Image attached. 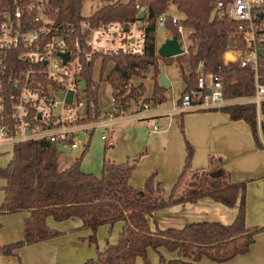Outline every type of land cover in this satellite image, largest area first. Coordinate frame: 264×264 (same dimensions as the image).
I'll return each mask as SVG.
<instances>
[{
	"label": "trees",
	"instance_id": "obj_1",
	"mask_svg": "<svg viewBox=\"0 0 264 264\" xmlns=\"http://www.w3.org/2000/svg\"><path fill=\"white\" fill-rule=\"evenodd\" d=\"M102 4L92 15L83 16V0H49L47 13L50 18L65 25H77L84 19L95 24L115 21L129 26L138 20L137 4L147 10L145 45L141 53L124 52L97 55L101 59V77L94 79V69L89 66L85 73L86 91L89 101L96 103V109L88 113L87 119H98L102 110L98 103V92L108 65L112 68L106 76L113 89V96L128 110L131 101L139 102L146 91L145 83L135 85L134 77H146L153 70L155 87L150 99L154 105L166 101L165 90L159 81L161 62L171 64L177 61L185 82V92L198 90L201 74H218L224 85V98L235 100L251 96L255 92L254 79L249 68L240 61L226 62L231 50L230 39L239 43L236 23L219 13L217 0H101ZM176 8L178 24L172 22L171 7ZM166 14L164 27L171 37L177 35L187 42L185 52L176 57L159 54V19ZM183 25L185 35L178 33ZM264 73V59L260 60ZM186 67L189 69L186 72ZM158 78V79H157ZM182 98V97H181ZM200 99L195 98L197 102ZM181 101V99H180ZM221 111L233 120H244L251 128L259 148H264V101L259 109L255 102L230 103L220 107L203 109ZM263 140V142L261 141ZM87 148L66 168L58 167V145L41 140L19 141L14 145L11 161L0 167V175L6 180L5 198L0 206V217L7 213L27 211L23 240L0 244L1 256H12L27 244L47 240L59 235V231L48 226L47 218L57 221L80 218L81 228H90L91 243L104 224L123 222L117 243L107 242L95 258L85 264H152L148 257L150 249L160 255V264H200L204 258L224 263L240 254L247 253L264 226L249 227L246 224V181H235L225 167L223 159L210 153L204 168H195V148L186 140V157L183 168L169 196L163 183L157 181V172L152 173L143 187H134L131 177L140 157L126 162L105 158L102 175L84 171L82 161ZM106 148H109L108 146ZM209 197L227 207L239 205L238 213L231 224L217 221H201L186 224L181 228H160L154 219L156 211L185 203H196ZM151 220H154L152 225ZM1 226V223H0ZM166 249L174 254L167 258Z\"/></svg>",
	"mask_w": 264,
	"mask_h": 264
},
{
	"label": "built area",
	"instance_id": "obj_2",
	"mask_svg": "<svg viewBox=\"0 0 264 264\" xmlns=\"http://www.w3.org/2000/svg\"><path fill=\"white\" fill-rule=\"evenodd\" d=\"M48 3L49 0H0V147L45 139L79 150L88 146L90 134L98 128L106 140L110 119L127 111L113 96L108 118L88 120V113L95 111L96 103L89 101L85 73L89 66L95 69L97 55L141 53L145 45V18H138L129 26L115 21L95 24L90 19L65 25L48 16ZM216 3L218 12L236 23L239 43L235 42L228 53L251 71L255 92L247 96L248 102H255L259 109L264 101L260 62L264 59L260 53L264 51V0ZM136 7L146 17L147 10L139 4ZM179 20L178 15L172 16L174 24ZM165 21L166 14L160 17V25ZM178 33L183 39V25L178 26ZM178 39L185 50V43ZM197 85V91L183 94L180 101L183 111L228 104L218 74L199 75ZM70 91H73L71 103L66 100ZM81 93L85 99L79 98ZM195 98L200 100L195 102ZM80 132L84 135L83 142L78 140Z\"/></svg>",
	"mask_w": 264,
	"mask_h": 264
},
{
	"label": "crops",
	"instance_id": "obj_3",
	"mask_svg": "<svg viewBox=\"0 0 264 264\" xmlns=\"http://www.w3.org/2000/svg\"><path fill=\"white\" fill-rule=\"evenodd\" d=\"M169 83L170 86V80ZM249 98L228 100V104L247 103ZM143 99L136 102L138 107L136 120H139L141 127L145 125L150 126L155 123L152 130H149L148 133V138L152 139L153 137V140H149L148 145L152 147L153 142H155L160 147L156 149L157 153L147 150L142 154L143 156L139 160L131 177V184L134 187H143L152 171L157 172V176H159V180L156 178L157 181H161L162 183L176 182L185 162V147L183 144L180 146V143H178L176 154L174 156L171 154L168 157L166 154L169 150H161L165 149V145L169 143L168 137L170 135H168L169 132L167 131L170 127L171 116L175 117L178 114L188 112L190 113V118H193V122L195 123L193 134H188L189 139L196 147L193 159L194 167H206L209 154L216 153L223 159L225 167L231 172L235 181H244L251 178L252 175L262 177L261 180H251L247 184L246 224L249 227L264 226V148L257 149L249 143V136L252 135L249 124L244 120H233L229 114L221 111H207L203 110V108L183 111L180 107L181 98L178 105L172 107H167L166 102L154 105L152 100H144L142 102ZM145 104H148L149 107L145 108ZM130 109L131 104L128 110ZM128 110L123 115L110 119L108 129L110 126L113 127L124 122V117ZM259 119L264 120V116L260 115ZM108 139L107 134V138L104 141H108ZM5 146V148H8L7 146L10 145ZM11 147L14 148L12 145ZM246 148L250 151L246 150ZM2 150L0 149V155L4 152ZM136 152L137 147L135 146L129 151V154ZM153 157H158L159 160L150 161ZM118 159L119 162L127 161L122 157ZM145 160L150 163H146V167L142 168ZM59 163L60 169H64L70 165H67L66 156L60 157L58 155ZM3 180V182H0V204L5 198L4 187L6 186V180L4 178ZM170 193L166 192V196H169ZM238 209L239 205L227 207L222 203L214 201L212 198L205 197L196 203L179 204L156 211L154 219L160 228H181L186 224L201 221H217L231 224L237 216ZM7 214L2 216L3 227L0 229V244H9L23 240L25 237V220L30 216V213L27 211ZM47 223L50 228L59 231L60 234L47 240L24 245L17 250L16 255H0V264H85L88 259L95 258L98 251L106 246L102 249L98 247L96 254H93L92 250L84 254L79 251L80 246L84 243L82 241L83 233H86L84 237H89L93 233L90 228H81L82 221L80 218L57 221L54 217L50 216L47 218ZM118 223H121L123 227V222L115 224ZM151 223L154 225V220H151ZM260 234L264 235V231L257 234L255 242L247 253L236 257L247 256L248 264H264V247L262 249H256L255 247L252 251ZM170 254L174 257V254Z\"/></svg>",
	"mask_w": 264,
	"mask_h": 264
},
{
	"label": "rangeland",
	"instance_id": "obj_4",
	"mask_svg": "<svg viewBox=\"0 0 264 264\" xmlns=\"http://www.w3.org/2000/svg\"><path fill=\"white\" fill-rule=\"evenodd\" d=\"M128 1V0H123ZM102 1L101 0H83V7H82V15L87 17L93 14V12L101 6ZM171 13L176 14V8L174 6L171 7ZM171 33L167 28H165L163 25L159 24L158 27V43L161 46L168 38H170ZM187 44V42H186ZM186 44L184 47H186ZM161 66V75H165L170 81L171 85L165 90V96H166V105L167 107H172L174 105H178L179 99L181 98L182 92L185 89V83L182 78V71L181 68L178 66L177 61H173L171 64H165L163 62L160 63ZM101 65L102 60L98 59L95 64L94 69V79L96 81L100 80L101 77ZM112 68V64L108 65L104 77L101 81V86L98 92V103L102 110L101 118H108V114L113 109L112 105V98H113V89L111 84L106 81V76L110 72ZM188 68L186 67V72H188ZM160 75V76H161ZM153 76V70H149L147 72L146 77H134L132 82L135 85H139L140 83L144 82L146 86V91L144 92L145 98H151L153 95L154 87H155V80L152 77ZM158 79V78H157ZM160 81V79H159ZM82 89H84V86H82ZM80 99H85V95L83 93L80 94ZM145 98L142 102H144ZM131 109L128 110V112L125 114L124 122L115 125L110 126L107 130L108 134V141H104L103 139V131L101 128L96 129L92 134H90V139L88 142V148L84 155L83 161H82V168L84 171L87 172H93L98 176L102 175L103 171V163L105 158L114 159L117 162H119V157L124 158V160L134 159L137 157L143 156L145 151L150 150L158 152L156 149L159 148V144L153 142L152 147L148 145L150 137L148 138L149 130H152L154 124L145 125L141 127V124L139 120H136L137 114L136 111L138 109L136 101H131ZM190 113L185 112L176 115L175 117L171 116L170 120V127L167 132H169L168 135H170L169 143L166 144L165 149L163 150H169L167 152V157L172 154L174 156L176 152L178 151V143H180V146L183 144L186 151V140H188L192 146L195 148V145L191 142V140L188 137V134L192 135L194 132V119L190 118ZM188 121V123H186ZM159 124V123H158ZM160 125V124H159ZM252 133V132H251ZM253 136V134L251 135ZM249 136V143L255 148H259L254 140ZM78 140L80 142H83L84 135L82 132L78 134ZM179 141V142H178ZM263 142V140L261 139ZM264 143V142H263ZM136 144V145H134ZM109 148H106V147ZM114 146V147H113ZM137 147V152L134 154H129V151L133 149V147ZM149 146V147H148ZM6 147V146H5ZM4 146L0 147V149H3L4 151L0 155V167H6L8 163L11 161L13 157L14 148L11 146H7L8 148H5ZM7 149V150H6ZM86 149L80 148L79 150H70L69 148L65 149L62 146H58V155L60 157L66 156L67 158V165L70 164L71 161H74V159L82 154V152ZM246 150L250 151L248 148ZM159 160L158 157H153L150 161ZM146 163H150L149 161L145 160L142 168L146 167ZM66 165V166H67ZM60 166V163L58 164V167ZM156 172V171H155ZM154 173L152 171L150 175ZM149 175V176H150ZM159 176H157V179ZM262 177L252 175L251 178L245 179L244 181L249 183L251 180H261ZM3 177L0 175V182H3ZM163 185L166 189L167 193H170L175 185V183H165L163 182ZM247 196V191H246ZM247 200V199H246ZM3 203V202H2ZM1 203V204H2ZM0 204V206H1ZM8 215L3 214L0 217V229L3 227V220L2 216ZM122 225L121 223L114 224V225H104L98 228L97 230V240L95 243H91L89 240V237H84L86 233H83L84 236H82V241L84 242L82 246H80L79 251H81L83 254L86 252L93 251V254H96L99 248H103L107 242H110L111 244H115L118 242L120 238V232H121ZM263 234V233H262ZM2 245V244H1ZM256 247L263 248L264 247V235H259L257 242L255 243L253 249ZM161 252L167 257L171 258L172 255L170 252H168L166 249L161 250ZM94 256V255H93ZM149 260L152 264H160V255L157 253L154 249H150L148 252ZM247 256H239L234 259H231L229 261H226L222 264H248ZM139 264H143L142 260L139 261ZM200 264H221L217 263L209 258H204Z\"/></svg>",
	"mask_w": 264,
	"mask_h": 264
},
{
	"label": "water",
	"instance_id": "obj_5",
	"mask_svg": "<svg viewBox=\"0 0 264 264\" xmlns=\"http://www.w3.org/2000/svg\"><path fill=\"white\" fill-rule=\"evenodd\" d=\"M138 18L140 20H143L145 18V12L141 11L139 13ZM235 46V41L233 38L230 39V47L233 48ZM159 54L163 57H176L178 55H181L185 52V50L182 48V45L178 39L177 35H174L171 38H168L160 47L158 50ZM261 55L264 57V51H260ZM65 60L69 58V55L66 53L64 54ZM230 61H237V59L234 57L232 53H227L226 55V62ZM160 82L163 87H168L169 86V79L165 75L160 76ZM210 92V89L208 88L207 90ZM61 97H63V94H61ZM73 98V91H70L67 97V102L71 103Z\"/></svg>",
	"mask_w": 264,
	"mask_h": 264
}]
</instances>
